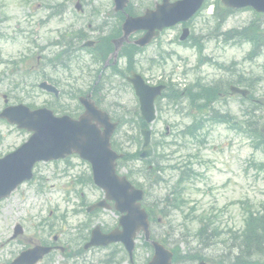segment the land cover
<instances>
[{"label":"rangeland","instance_id":"rangeland-1","mask_svg":"<svg viewBox=\"0 0 264 264\" xmlns=\"http://www.w3.org/2000/svg\"><path fill=\"white\" fill-rule=\"evenodd\" d=\"M144 1L147 2L144 5H148L151 0H139V2ZM206 2L208 7L192 21L196 34L207 33L205 21L209 20L208 12L212 9L215 0ZM45 3H56V0H0V110L6 105L22 104L27 107L40 108L51 104L54 99L50 95L33 87L42 81L41 76L37 77V74L42 72L52 81L63 80V85L72 84V78L64 70L35 64V58L40 57L41 53L31 43L32 39L38 45H45L55 37L51 32L56 27L55 24L37 26L38 21L46 16ZM254 18L256 17L251 11H237L226 20L222 30L240 29ZM260 22L264 25V16L260 18ZM171 37L173 38V33L167 32L159 38L158 47L146 49L141 54V62L135 64V70L146 78L153 76L154 79L160 78L161 71L170 72L173 81L181 83L180 87L201 78L206 83L219 82L221 89H225L231 81L237 78L238 74L253 83L256 77H260L262 81L258 83L255 81L253 92L255 98L264 100L262 96L264 93V55L245 60V56L250 51V44L234 45L233 43L229 46H222L213 41L206 44L203 56L211 58L212 62L227 67L233 62L236 63L232 66L234 72L231 75L218 70L214 63H207L194 69L199 58L197 53L177 45H167V40ZM53 51L45 50L44 55L50 56ZM158 51H172L174 56L165 66L148 70L147 59H153ZM30 54H33L32 61H25L16 67L11 64ZM177 57L179 60H188L189 65H183L182 61H177ZM120 64L122 67L125 65L124 61ZM30 65L35 67L33 71L37 73L30 74ZM72 67L74 68V65ZM185 69L187 73L182 76ZM74 77L79 79V85L85 89L89 81L81 79L76 72ZM3 95L8 101L6 105ZM100 102L101 106L112 116L125 115L126 119H131L130 113L132 115L134 109L137 108L136 98L128 86L119 91L117 95L114 93L108 96L103 95ZM59 103L68 104V98L63 97ZM73 103L71 108L76 110V105ZM117 103L119 106L116 107ZM161 104L165 106L167 103L164 101ZM181 104L184 105L183 100ZM215 107L237 115L239 119L240 111L246 109L248 103H242L239 96H233L215 104ZM178 109V107L173 109L170 107L168 111L164 108L163 111L157 112L156 121L152 125L155 139L161 136L165 126L169 125V136L165 139V142L169 143L177 131L191 122L185 106L184 110L179 111ZM258 114L261 115V112ZM131 132L135 133L129 125H125L114 135L113 140L119 143L120 149L134 152L141 148V143L134 142L133 144L125 140L126 135L132 136ZM202 134L205 141H186L187 150H181L175 157H167L170 160L167 162L169 164L181 163L190 157L194 174L183 184L184 204L181 209L169 211L168 215L161 216V222L151 225V232L156 237L168 239L166 240L168 248L177 246L182 254L188 253L206 258L208 264L220 263L224 260L229 262L233 256L237 255V249L232 247L231 232H239L243 229L244 209L251 205L255 213L264 207V170L257 167L258 163L264 162V155L254 150L243 134L228 128L227 124H208ZM28 137L29 134L25 131L16 130L0 120V157L16 149ZM135 138L138 139L137 134ZM175 149L176 147L173 146L165 153ZM69 163L72 167L64 161L39 164L35 168L37 179L35 183L19 188L0 202V264H10L19 252L29 249L30 246L34 247L37 241L45 240L48 244L63 249L68 248V252H72L82 246L83 239L78 238L72 244L70 240L85 235L87 232L85 226L91 228L98 224L102 229L115 226L118 214L113 210L100 211L90 216L83 213H72L79 207L80 201L88 206L101 200L103 193L92 183L87 182L86 178L90 175V168L86 163L78 158H70ZM150 165L154 163H147V161L123 163L118 165L117 172L124 175L129 168H132L134 171L141 170L144 174L147 166ZM159 176L163 181L157 184H150L141 174L133 177L146 191L145 204L147 206L153 205L154 207V203L159 208L162 206L163 199L177 179V172L165 167L159 172ZM77 177L80 178L76 180ZM42 182L46 187L40 192L37 190V184ZM76 193L80 195V199ZM201 217L214 220L216 224L214 226L219 230L217 237L211 236L210 232L203 239L195 237L199 224L193 221ZM42 221H46V224L41 225ZM17 224L22 226L24 232L21 236L12 238L13 229ZM81 225L85 226L80 235ZM116 251H119V247L111 246L105 249L82 251L79 257H67L64 254L67 251L64 250L63 253L58 249L42 259L39 264H104L109 253ZM135 254L137 264H146L150 252L142 245L140 237L136 239ZM197 263L186 260L178 264Z\"/></svg>","mask_w":264,"mask_h":264},{"label":"water","instance_id":"water-1","mask_svg":"<svg viewBox=\"0 0 264 264\" xmlns=\"http://www.w3.org/2000/svg\"><path fill=\"white\" fill-rule=\"evenodd\" d=\"M202 1L182 0L167 5V0H164L163 5L155 12L143 18L127 19L124 28L129 31L135 30L138 24L139 28L153 31L154 28L161 29L173 25L178 21L187 20L200 7ZM115 2L119 5L125 0H115ZM221 2L226 7H252L257 12L264 13V0H221ZM131 82L140 98L142 117L149 123L154 118L153 101L159 95L161 88H149L139 77L133 78ZM39 87L56 94L55 89L46 83L40 84ZM84 106L86 111L77 121L68 117L55 118L46 109L30 111L22 105L7 107L0 113V118L6 119L10 124L32 132L26 144L0 160V199L7 197L20 183L31 178V169L35 162L63 158L72 153L78 154L91 164L93 181L104 190L105 198L114 202L116 211L124 214L120 219L123 229L120 235L116 238L110 235L107 241H102L93 232L90 244L105 245L112 241H121L126 250L131 252L136 233L140 230L146 236L148 233L147 216L139 204L142 192L135 190L125 177L120 178L115 174L116 160L122 157L110 148V138L116 124H110L107 115L95 107L88 104ZM99 127L104 128V131H100ZM142 134L144 135V151L141 157H147L151 153L147 148L149 133L143 131ZM95 207L107 208L105 201L96 204ZM152 245L154 256L149 264H170V253L157 243H152Z\"/></svg>","mask_w":264,"mask_h":264},{"label":"flooded vegetation","instance_id":"flooded-vegetation-1","mask_svg":"<svg viewBox=\"0 0 264 264\" xmlns=\"http://www.w3.org/2000/svg\"><path fill=\"white\" fill-rule=\"evenodd\" d=\"M161 1L151 0L148 5H144L145 3L147 4L146 1L128 0L127 6L122 10L115 9L113 0H56V3H45L46 16L38 21L37 26L55 24L56 27L51 32L56 37L48 43L46 42L45 45H40L42 56L37 57L39 65L47 66V59L43 57V52L47 48L82 49L83 44L87 42L89 44L88 48L83 49L81 53L83 56L88 57V63L90 64L89 76L96 73V80L89 85L91 90L84 96L90 94L89 97L92 100L95 97L98 98V96L102 95L103 82L107 83L111 80L112 91H115L122 86L126 79V77H123L125 70L120 62L122 58H126L125 52L128 49H134L135 43L144 33L138 31L124 39L122 25L126 17L137 18L143 15L144 12L154 9ZM169 1L173 3L180 0ZM184 27H186L184 24H179L171 29L163 30L159 35L162 36L166 32H174V38L177 40ZM197 38L202 40L200 36H197ZM192 40L186 42V44L195 47ZM32 42L36 41L32 39ZM136 51H138L136 57L139 58L142 52L140 50ZM31 69L34 68L32 67ZM97 69H99L98 72H96ZM146 81L151 83L149 79ZM56 83L60 85V82ZM93 101L96 102L95 100ZM79 107L81 108L80 114L83 112V108L80 104ZM50 247L53 250L57 248L53 245H50Z\"/></svg>","mask_w":264,"mask_h":264},{"label":"trees","instance_id":"trees-1","mask_svg":"<svg viewBox=\"0 0 264 264\" xmlns=\"http://www.w3.org/2000/svg\"><path fill=\"white\" fill-rule=\"evenodd\" d=\"M239 35L243 38L249 39L254 46L261 45L264 47V32L260 31L259 24H257L255 21L251 22L250 25L241 31L238 32ZM206 99L213 100L215 99V94H206ZM198 109L201 106L199 102H196L194 104ZM247 126L251 127L252 133H253V139L255 147L258 146H264V120L261 122L255 121L249 122ZM202 125L195 121L190 127H187L185 131L182 132V134L187 133L193 138H197V132L200 129ZM162 157V156H161ZM132 158L131 155L126 154L124 160L128 161ZM190 164V163H188ZM172 170L179 169L176 165L169 167ZM191 169L187 165H183V170L179 171L178 178L174 185L171 187L170 191L168 192L166 202L169 203L171 200H168V197L172 199L171 206L175 209H179L180 205L184 204V199L182 197L184 183L190 178ZM133 173L130 171L129 175L131 176ZM199 223H203V219H199ZM210 229V224H203L197 231V236L201 237L207 231ZM213 231V234L215 233V228H211ZM238 240V246L241 250V253L238 257L230 262V264H259L255 262L254 257H257L259 254L263 253L264 251V216L261 217H252L250 220L246 223L245 230L243 231L242 236L236 237ZM174 252V261L177 262L181 257L180 254L176 251ZM243 256H245V260L247 262H243ZM242 259V262L240 260ZM229 264V263H228Z\"/></svg>","mask_w":264,"mask_h":264}]
</instances>
